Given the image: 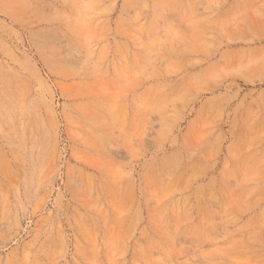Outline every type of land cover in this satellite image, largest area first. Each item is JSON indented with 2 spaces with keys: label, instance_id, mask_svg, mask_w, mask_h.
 Returning a JSON list of instances; mask_svg holds the SVG:
<instances>
[{
  "label": "rangeland",
  "instance_id": "rangeland-1",
  "mask_svg": "<svg viewBox=\"0 0 264 264\" xmlns=\"http://www.w3.org/2000/svg\"><path fill=\"white\" fill-rule=\"evenodd\" d=\"M0 264H264V0H0Z\"/></svg>",
  "mask_w": 264,
  "mask_h": 264
},
{
  "label": "bare ground",
  "instance_id": "bare-ground-1",
  "mask_svg": "<svg viewBox=\"0 0 264 264\" xmlns=\"http://www.w3.org/2000/svg\"><path fill=\"white\" fill-rule=\"evenodd\" d=\"M84 2L86 4V9H87L93 7L96 4V2H98V0H84Z\"/></svg>",
  "mask_w": 264,
  "mask_h": 264
}]
</instances>
